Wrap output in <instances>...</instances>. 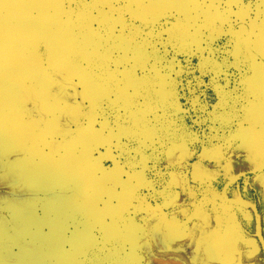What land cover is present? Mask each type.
Instances as JSON below:
<instances>
[{
  "label": "rangeland",
  "instance_id": "obj_1",
  "mask_svg": "<svg viewBox=\"0 0 264 264\" xmlns=\"http://www.w3.org/2000/svg\"><path fill=\"white\" fill-rule=\"evenodd\" d=\"M131 1L142 20L234 27L264 51V0ZM59 11L69 27L84 11L101 41L90 55H77L78 34L13 47L17 69L0 77V264H263L253 211L236 201L255 205L264 237V135L253 147L239 133L253 124L251 78L264 113L263 62L236 34L136 22L124 0Z\"/></svg>",
  "mask_w": 264,
  "mask_h": 264
},
{
  "label": "bare ground",
  "instance_id": "obj_2",
  "mask_svg": "<svg viewBox=\"0 0 264 264\" xmlns=\"http://www.w3.org/2000/svg\"><path fill=\"white\" fill-rule=\"evenodd\" d=\"M165 1H167V0H161L162 3H164ZM178 1L182 4H186V3H188L189 0H178ZM124 2H125L126 7L129 11V14L131 15L130 9L127 5L126 0H124ZM91 3H92V1L87 3V4H91ZM130 3L132 4L131 0H130ZM59 4H60V0H0V58L1 57L5 58V59H3L4 61L3 60H2V62L0 61V77L3 75L9 74L10 72H13L17 69V66H14V60L12 57L13 56V47L17 41H20L21 43L24 42V43L29 44V43H32L33 41H47V40L50 41L51 40L54 43H57L60 41H65V40L70 41L71 39H74L73 37H75V34H78L80 36L79 37L80 43H79V45L77 44V46H76L77 55L78 54L90 55V53L93 52L92 49L96 48V45H97L96 42L101 41V39H100L101 35L99 33H96L92 28H90L89 21H87L86 13L84 11L80 12L76 17L75 25L73 27H69L67 20L65 18H63V16L61 15V13L59 11ZM132 7H133V4H132ZM133 9H134V7H133ZM31 10H34L36 13L32 14ZM134 12L136 13L135 10H134ZM167 14H171V13H167ZM136 15H138V14L136 13ZM157 15H159V14H157ZM133 20L136 21L134 18H133ZM187 21H189V20H187ZM77 27H78L79 31L76 30ZM196 28H198V27H196ZM231 29H236V28L233 27V28H230V30ZM226 30H229V28ZM236 30H238V29H236ZM223 31H225V30H223ZM223 31H221V32H223ZM221 32H219V33H221ZM206 34H208V33H206ZM195 35H197V34H195ZM212 35H214V34H212ZM225 36H227V35H225ZM223 37H221V38H223ZM247 37H248V35H247ZM248 39H249V37H248ZM206 40H208V39H206ZM217 40H219V39H217ZM116 41H117L116 44L118 46L119 42L122 43L124 41H129V39H124V38H121L120 36H118V37H116ZM211 41H214V40H211ZM242 41L244 42L243 39H242ZM249 41H250V39H249ZM250 43L252 44L251 41H250ZM244 44H245V42H244ZM88 46L90 47V49L88 48ZM246 47L248 48L247 45H246ZM254 47L257 48L258 50H260L264 54V51H262L260 48H258L256 46H254ZM81 48H83L84 51H81ZM253 54L256 57H258L264 64V61L259 56H257L255 53H253ZM252 63L253 62H251V64ZM263 73H264V68H263V71H262L261 76H260V85H259L260 93L264 98L263 91L261 90V80H262V74ZM94 77L95 76H93V78ZM93 78L92 77L88 78L91 81L90 82L91 87H93V85L95 84L94 82L96 81ZM104 79H106V76L104 77ZM107 83H108V81H107ZM107 83H106V86L108 87ZM99 86L101 87L102 91H105V87H104L103 82ZM256 87L257 86L255 85V82L252 84L249 81V83H248V88H249L248 95L250 97L252 96V100L250 101V99H249L245 104V117L247 120H249L253 124L249 128L239 129L240 130L239 133H241V139H244L245 141H249L252 143L258 142L259 139L262 138L264 135V120H263L264 113L262 110L263 105L259 100L258 93H256V90H255ZM244 88H245V86H244ZM98 90H100V89H98ZM117 91L120 92L121 90H117ZM4 96L5 95H3L2 91H1V102H0V104L2 103V101H4V102L6 101V98ZM1 111L2 110L0 109V112ZM237 136H238V134H237ZM66 156H68L69 158H76L77 157L76 154H73V153H70V155H66ZM41 171L47 175H52V173L54 172L53 169H50V168L43 169ZM237 177H239V176H235L233 179H236ZM224 194L225 193L223 192V195ZM226 199L231 200L232 198L228 197ZM232 200H234V199H232ZM240 200H245V201L251 203L250 201H248L244 198L236 199L237 202L238 201L241 202ZM241 203H243V202H241ZM243 204L247 205L245 203H243ZM252 205L255 207L254 204H252ZM88 208L89 207H87V209L84 208L82 210L83 211L82 214L83 215L86 214V216H92V215L96 216L97 218L94 217V219L101 220L102 216L108 214V213H106V211H108L107 209L103 210V208L102 209H91V207H90V209H88ZM256 210H257V208H256ZM253 214H254V212H253ZM254 222H255L254 227H255V233H256V216H255V214H254ZM259 227H260V224L258 226V229H259V234L262 237V234H261ZM256 236L260 242V239H259L257 233H256ZM262 239L264 242L263 237H262ZM260 245H261V242H260ZM221 248H225L226 251H227V249L230 248V237L229 238L225 237V239H221L220 242H216L214 252L219 251V253L221 254L222 253V250L220 251ZM261 248H262V245H261ZM262 250H263V248H262ZM263 264H264V255H263Z\"/></svg>",
  "mask_w": 264,
  "mask_h": 264
},
{
  "label": "water",
  "instance_id": "obj_3",
  "mask_svg": "<svg viewBox=\"0 0 264 264\" xmlns=\"http://www.w3.org/2000/svg\"><path fill=\"white\" fill-rule=\"evenodd\" d=\"M127 5L130 9V13L132 15V17L136 20V22L139 23H148V24H154L155 22L162 20V19H172L174 20L176 23L181 24L185 27H187L188 29H190L192 32H194L195 34H197L198 36L204 38V39H208V40H217L220 39L221 37L225 36V35H229V34H236L238 36H240L245 44L248 46V48L255 53L257 56H259L263 61H264V54L258 50L257 48H255L249 41L247 35L245 33H243L240 30H236V29H229V30H225L221 33L218 34H214V35H210V34H206L204 32H202L201 30H199L198 28H196L192 23H190L189 21H187L185 18L180 17V16H176L173 14H167V13H163V14H159L156 15L155 17H153L152 19L149 20H142L138 17V15H136V13L134 12V9L132 7V4L130 3V0H126ZM261 90L263 91L264 94V73L262 74V80H261ZM225 198H228L225 194H224ZM232 200V199H231ZM233 201V200H232ZM241 202L247 204L248 206L251 207V209L253 210L255 216H256V233L260 239L262 248H263V254H264V242L263 239L261 237V235L259 234V217H258V212L256 210V208L249 202L245 201V200H240Z\"/></svg>",
  "mask_w": 264,
  "mask_h": 264
},
{
  "label": "crops",
  "instance_id": "obj_4",
  "mask_svg": "<svg viewBox=\"0 0 264 264\" xmlns=\"http://www.w3.org/2000/svg\"><path fill=\"white\" fill-rule=\"evenodd\" d=\"M251 83L253 84L255 81H254V79L253 78H251ZM257 89V88H256ZM255 89V90H256ZM258 93V92H257ZM246 144H249L250 146H255L256 147V145H257V142H254V143H252V142H249V141H245V140H243ZM224 196V195H223ZM264 238V237H263Z\"/></svg>",
  "mask_w": 264,
  "mask_h": 264
}]
</instances>
